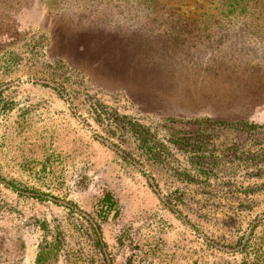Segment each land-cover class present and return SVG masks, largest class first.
Returning <instances> with one entry per match:
<instances>
[{
    "label": "rangeland",
    "instance_id": "374dc122",
    "mask_svg": "<svg viewBox=\"0 0 264 264\" xmlns=\"http://www.w3.org/2000/svg\"><path fill=\"white\" fill-rule=\"evenodd\" d=\"M107 192L111 264H264V0H0V264Z\"/></svg>",
    "mask_w": 264,
    "mask_h": 264
},
{
    "label": "trees",
    "instance_id": "16d2710c",
    "mask_svg": "<svg viewBox=\"0 0 264 264\" xmlns=\"http://www.w3.org/2000/svg\"><path fill=\"white\" fill-rule=\"evenodd\" d=\"M132 130L138 134L139 138L145 140L147 137V132L139 126L138 124H130ZM251 127L258 126L256 124H250ZM114 211V214L118 213L117 202L115 198L109 193H105L97 203L96 209L94 210V216L87 215L84 213V219L87 222V226L80 227L83 233L91 234L94 239L95 245L101 254V258L104 264H111V258L109 252L107 251V245L104 242L101 234L100 221H104L109 213ZM74 220H78L76 217ZM82 225V224H80ZM62 242L61 232H57L56 239L53 242H44L39 246L36 253L34 264H49L50 260L53 259ZM239 264H246L244 261ZM258 264V262H256Z\"/></svg>",
    "mask_w": 264,
    "mask_h": 264
}]
</instances>
